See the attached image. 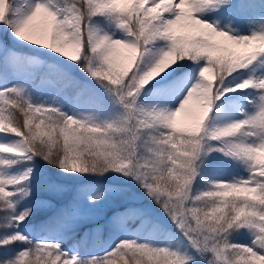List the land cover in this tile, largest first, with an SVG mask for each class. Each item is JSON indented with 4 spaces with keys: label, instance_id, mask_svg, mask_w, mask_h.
I'll return each mask as SVG.
<instances>
[{
    "label": "snow or ice",
    "instance_id": "obj_1",
    "mask_svg": "<svg viewBox=\"0 0 264 264\" xmlns=\"http://www.w3.org/2000/svg\"><path fill=\"white\" fill-rule=\"evenodd\" d=\"M0 264H264V0H0Z\"/></svg>",
    "mask_w": 264,
    "mask_h": 264
},
{
    "label": "trees",
    "instance_id": "obj_2",
    "mask_svg": "<svg viewBox=\"0 0 264 264\" xmlns=\"http://www.w3.org/2000/svg\"><path fill=\"white\" fill-rule=\"evenodd\" d=\"M102 182V181H101Z\"/></svg>",
    "mask_w": 264,
    "mask_h": 264
}]
</instances>
